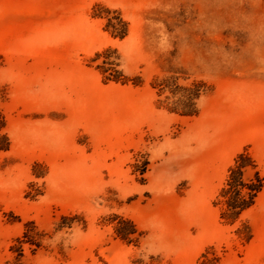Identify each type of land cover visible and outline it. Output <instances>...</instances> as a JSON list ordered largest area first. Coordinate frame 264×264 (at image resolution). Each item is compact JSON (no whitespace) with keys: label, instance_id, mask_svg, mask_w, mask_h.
<instances>
[{"label":"rangeland","instance_id":"rangeland-1","mask_svg":"<svg viewBox=\"0 0 264 264\" xmlns=\"http://www.w3.org/2000/svg\"><path fill=\"white\" fill-rule=\"evenodd\" d=\"M0 264H264V0H0Z\"/></svg>","mask_w":264,"mask_h":264},{"label":"trees","instance_id":"trees-1","mask_svg":"<svg viewBox=\"0 0 264 264\" xmlns=\"http://www.w3.org/2000/svg\"><path fill=\"white\" fill-rule=\"evenodd\" d=\"M243 155L237 158V164L230 168L226 186L221 190L225 211L228 216L237 217L249 208L262 188V180L256 175L257 183L245 181L243 178Z\"/></svg>","mask_w":264,"mask_h":264}]
</instances>
